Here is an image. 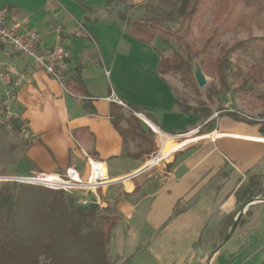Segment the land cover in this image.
Wrapping results in <instances>:
<instances>
[{
	"label": "crops",
	"instance_id": "crops-1",
	"mask_svg": "<svg viewBox=\"0 0 264 264\" xmlns=\"http://www.w3.org/2000/svg\"><path fill=\"white\" fill-rule=\"evenodd\" d=\"M1 8L7 9L8 22L28 23L41 37L42 50L51 49L59 40L69 53L63 88L0 44V66L13 65L25 78L17 84L16 77L8 76L0 84V92L10 94L11 112L29 133L23 155L30 173L48 175L46 180L55 182L50 175L73 168L85 177L89 160L104 163L112 183L98 194L102 208L109 206L119 216L116 228L129 233L128 222L134 218L136 204L149 206L143 219L155 228L198 213L197 231L187 240L185 252L192 256V247L207 222L224 204L236 202L234 181L238 175L264 161V135L259 127L225 115L211 117L210 131L198 136L199 140L190 144L194 138L173 141L169 146L176 149L165 148L162 155H171L169 172L160 175L153 193L138 199L136 190L146 191L153 182L151 169L144 170L152 154H141L139 140L123 137L115 129L113 112L122 107L107 99L113 96L130 109H139L148 122L172 135L185 136L200 128L195 116L176 107L170 79L157 71L163 45L155 41L149 46L131 39L104 0H0ZM119 123V128H126L124 122ZM142 123L137 127L141 134L158 145ZM180 154L185 156L180 158ZM162 168L166 166H158L156 172Z\"/></svg>",
	"mask_w": 264,
	"mask_h": 264
},
{
	"label": "trees",
	"instance_id": "trees-1",
	"mask_svg": "<svg viewBox=\"0 0 264 264\" xmlns=\"http://www.w3.org/2000/svg\"><path fill=\"white\" fill-rule=\"evenodd\" d=\"M104 1L109 10L115 12L119 24L131 39L149 46L155 41L160 42L163 49L170 44L177 47L170 58L159 54L157 71L161 77L177 76L193 97L196 108L182 106L176 98L175 105L181 112L202 119L210 126L211 121L208 120L212 117L213 107L218 115H225L251 127L258 126L259 132L264 135V114L260 120L247 119L225 109L223 103L230 91L227 72L232 66L238 70L235 91L247 94L264 82L263 65H251L243 72L232 63L233 57L239 58L248 53L263 58L264 36L249 35L228 48L223 46L227 34L251 32L255 13L245 14L239 10L238 0H179L173 8H169V0H156L159 2L157 4L143 0L139 5H134L131 0ZM255 1L259 7L260 1ZM167 7L172 13L166 10ZM136 9L163 13L169 19L174 17L178 19L179 26L176 30L159 27L156 21L161 20L160 16H156L152 22L130 18L129 14ZM207 17L210 18L209 25ZM196 67L212 79L211 86L202 90L197 87L194 79ZM215 83L219 86L218 91L213 86ZM258 98L264 101V96ZM131 110L139 113L137 108ZM121 113L119 107L113 112V125L120 135H130L139 140L141 148H146L141 149V154L158 152L156 142L146 138L137 128L139 120L132 114L124 118ZM119 122H124L126 128H119ZM21 126L18 119L10 122V129L17 135ZM88 197V204L81 205L72 194L51 191L38 184L0 183V264H113L110 243L120 218L109 208L103 209L95 204L90 195ZM263 199L264 183L259 182L256 176L250 177L247 184L235 193V200L240 203L239 209L251 201ZM238 213L225 218L223 240L233 227ZM245 215L251 216L249 208ZM243 222L241 217L238 225ZM260 264H264V260Z\"/></svg>",
	"mask_w": 264,
	"mask_h": 264
},
{
	"label": "rangeland",
	"instance_id": "rangeland-1",
	"mask_svg": "<svg viewBox=\"0 0 264 264\" xmlns=\"http://www.w3.org/2000/svg\"><path fill=\"white\" fill-rule=\"evenodd\" d=\"M238 1L239 7L237 8L239 10L241 9L243 13H255V23L251 25V32L245 31L237 34H227L223 39V46L226 48L240 40L246 39L249 35H256L257 37L264 36V0H259V7L255 0ZM168 2L171 4L169 8H173L179 0H169ZM148 3L157 4L159 2L156 0H148ZM169 8L167 7L166 10L172 13ZM129 16L132 19H147L150 22L155 21L156 16H160L161 20L156 21L159 27L176 30L179 26L178 19L172 16V19H169L163 13L156 11L143 12V10L136 9ZM209 20L210 18L207 17L206 22L208 25ZM210 29L211 27H209ZM176 51L177 47L174 44H170L163 49L161 54L165 58H170ZM232 63L238 65L243 72H246L251 65L260 64L264 66V57L262 58L258 55L248 53L239 58L233 57ZM227 74L230 91L226 95L225 100H223L224 108L230 112H236L244 118L260 120V117L264 114V101L258 98V96H264V82L256 86L249 93L242 94L239 91H235L237 90L235 83L238 77L237 67L232 66ZM165 77L170 79L180 105L197 107L193 97L183 87L177 76ZM204 78L207 81L206 87L211 86L213 83L212 79L207 76ZM213 86L217 91L219 90V86L216 83ZM202 99L205 100V97L203 96ZM211 108L213 109V117V115L218 113L213 107ZM124 110L121 108V114L124 118L132 114ZM135 118L137 117L135 116ZM137 120L139 119L137 118ZM197 121L200 125L197 133H186L178 143L187 142L210 131L211 127L204 124V120L198 119ZM139 122L143 124L140 120ZM169 147L171 151L174 148L176 149L175 146ZM25 149V141L8 126L0 124V183H7V181H4V178L7 177L27 176V178H36L38 176L30 173L32 169L26 163L23 155ZM141 149L146 148H141L140 146L138 151L140 152ZM169 153L170 151L168 150ZM154 154L148 158V161L151 160ZM184 156L185 154L179 155L180 158ZM161 165H165L166 168H162L160 172H156L158 166L151 168L153 182L146 191L138 188L135 193L136 198L140 199L143 195L147 193L151 194L155 191L158 186V178H161L160 175L170 170L167 167L169 166L167 162H162L159 166ZM252 176H256L259 182L264 183V161L252 168V170H249L247 174L238 175L234 181L235 192L245 186L248 179ZM72 196L77 197L78 202L80 199H89L82 192H74ZM254 204L249 207L251 212L250 217L245 215L247 209H239L240 203H234L233 201L224 204L223 208L219 209L220 213L205 225L199 241L192 247V256L187 253L185 254V252L189 247L187 240H191L197 231V225L200 220L198 213H191L174 223L170 222L169 225L159 227V229L149 224L146 225L144 222L143 212L149 206L146 204H136L134 218L128 222L130 226L129 233L128 230L118 227L113 232L110 243L113 264H260L264 260V200H256ZM108 208L110 212H115L111 207L107 206ZM242 210L244 222L237 225L227 242L223 243L225 240H223L222 234L224 218L233 213L241 212ZM231 229L228 230V234L231 232Z\"/></svg>",
	"mask_w": 264,
	"mask_h": 264
},
{
	"label": "built area",
	"instance_id": "built-area-1",
	"mask_svg": "<svg viewBox=\"0 0 264 264\" xmlns=\"http://www.w3.org/2000/svg\"><path fill=\"white\" fill-rule=\"evenodd\" d=\"M8 12L6 8L0 9V44L9 46L14 52L21 57L29 60L32 66L39 71L44 72L49 77L53 78L61 87H65V80L68 73L69 53L59 40L49 50L41 49V37L30 29L25 20L17 22H8ZM8 76L17 78V84L25 80L17 69L10 64L0 66V84H4ZM118 106L129 110L139 120L144 122L151 132L154 134L159 150L156 152L150 161L147 162L145 169L157 167L162 162H167L171 155H162V149L168 142H178L183 135H172L160 129L158 126L148 122L141 113L133 112L126 104L111 96L107 99ZM218 114L213 115L212 118H217ZM16 119L10 109V94L0 92V124L6 125L10 128V122ZM19 136L23 141L29 139V133L23 125L20 127ZM144 169V170H145ZM48 175L40 174L36 178H22V177H7L4 181L24 183L31 185H40L52 190H59L65 194H72L74 192H82L86 196L90 195L94 203L99 207H103V203L99 197L98 192L112 183L108 180L106 166L102 162L89 160L88 174L83 177L75 169L68 168L62 175H50L55 178V182H47ZM79 204L87 205L88 200L80 199Z\"/></svg>",
	"mask_w": 264,
	"mask_h": 264
},
{
	"label": "water",
	"instance_id": "water-1",
	"mask_svg": "<svg viewBox=\"0 0 264 264\" xmlns=\"http://www.w3.org/2000/svg\"><path fill=\"white\" fill-rule=\"evenodd\" d=\"M205 75L202 73L201 69L199 67H196L195 71H194V79H195V82H196V85L199 89H203L206 87L207 85V81H206V78H204ZM145 169V168H144ZM146 170V169H145ZM264 200V199H263ZM256 200L254 201H251L249 203H247L243 209H247L248 207L252 206L254 204ZM243 215V210L241 212L238 213L237 217L235 218V221H234V225L231 229V232L226 236L225 240L223 241V243L227 242V240L230 238V236L233 234L234 230L236 229L237 225H238V222L239 220L241 219Z\"/></svg>",
	"mask_w": 264,
	"mask_h": 264
},
{
	"label": "bare ground",
	"instance_id": "bare-ground-1",
	"mask_svg": "<svg viewBox=\"0 0 264 264\" xmlns=\"http://www.w3.org/2000/svg\"><path fill=\"white\" fill-rule=\"evenodd\" d=\"M171 142H173V141H171ZM171 142H168V143H166L165 145H164V147H163V149H162V152H163V150L166 148V146L169 144V143H171ZM255 203V202H254Z\"/></svg>",
	"mask_w": 264,
	"mask_h": 264
}]
</instances>
